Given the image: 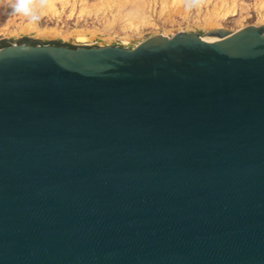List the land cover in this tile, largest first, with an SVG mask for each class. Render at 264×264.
Masks as SVG:
<instances>
[{"label": "water", "instance_id": "1", "mask_svg": "<svg viewBox=\"0 0 264 264\" xmlns=\"http://www.w3.org/2000/svg\"><path fill=\"white\" fill-rule=\"evenodd\" d=\"M0 264H264V25L0 48Z\"/></svg>", "mask_w": 264, "mask_h": 264}, {"label": "rangeland", "instance_id": "2", "mask_svg": "<svg viewBox=\"0 0 264 264\" xmlns=\"http://www.w3.org/2000/svg\"><path fill=\"white\" fill-rule=\"evenodd\" d=\"M264 0H0V48L12 44L134 48L152 36L264 25ZM31 33L21 32L30 26ZM57 32L44 37L40 32ZM91 38V42L78 38ZM128 41L124 42L123 39Z\"/></svg>", "mask_w": 264, "mask_h": 264}, {"label": "bare ground", "instance_id": "3", "mask_svg": "<svg viewBox=\"0 0 264 264\" xmlns=\"http://www.w3.org/2000/svg\"><path fill=\"white\" fill-rule=\"evenodd\" d=\"M171 2H172V0H171ZM263 22H264V20H263ZM21 32H23V33H31L32 31H33V29L31 28V25L30 26H26V27H22L21 29ZM38 35H40V36H44V37H49V36H53V37H59L60 36V34L59 33H57V32H54V31H52V32H40V33H38ZM93 37V35L89 38H78L79 40H81V41H87V42H91V38ZM123 41L124 42H126V41H128L127 40V38L125 37L124 39H123Z\"/></svg>", "mask_w": 264, "mask_h": 264}, {"label": "trees", "instance_id": "4", "mask_svg": "<svg viewBox=\"0 0 264 264\" xmlns=\"http://www.w3.org/2000/svg\"><path fill=\"white\" fill-rule=\"evenodd\" d=\"M28 45H32V43H29ZM55 46H62V45H59V44H53Z\"/></svg>", "mask_w": 264, "mask_h": 264}]
</instances>
